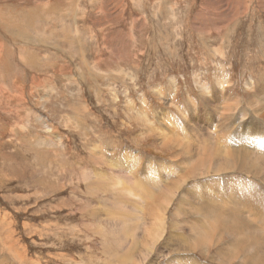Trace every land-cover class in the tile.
Masks as SVG:
<instances>
[{
	"label": "rangeland",
	"instance_id": "rangeland-1",
	"mask_svg": "<svg viewBox=\"0 0 264 264\" xmlns=\"http://www.w3.org/2000/svg\"><path fill=\"white\" fill-rule=\"evenodd\" d=\"M31 1L0 15V264L250 263L264 222L190 189L234 177L264 206V154L242 146L264 139V0ZM222 139L248 169L218 172ZM231 217L252 229L235 245ZM246 235L260 242L231 253Z\"/></svg>",
	"mask_w": 264,
	"mask_h": 264
},
{
	"label": "bare ground",
	"instance_id": "bare-ground-1",
	"mask_svg": "<svg viewBox=\"0 0 264 264\" xmlns=\"http://www.w3.org/2000/svg\"><path fill=\"white\" fill-rule=\"evenodd\" d=\"M17 0H0V15H1V11L3 10V6H2V4H5V3H7V2H12V3H14V2H16ZM30 1L31 0H27V3H29V4H33V2L31 1V3H30ZM35 1V0H34ZM37 6H39V7H44L43 5H37ZM115 6V5H114ZM128 6V5H127ZM246 5H242L241 4V8H246L245 7ZM28 7V6H27ZM174 7V6H173ZM9 8V7H8ZM31 8H33V7H31ZM25 9V8H24ZM30 9V8H29ZM32 11L34 10L35 11V9H31ZM243 10V9H242ZM26 11V10H25ZM131 11V10H130ZM36 12V11H35ZM125 13H126V11H125ZM124 13V14H125ZM36 14H38L37 12H36ZM44 14V13H43ZM123 14V13H122ZM39 15V14H38ZM129 15V14H128ZM3 17V16H2ZM31 17V16H30ZM45 17V16H44ZM135 17V16H134ZM26 18V17H25ZM5 19H7L6 17H5ZM28 19V18H27ZM34 19V18H33ZM2 20V19H1ZM10 20V19H9ZM30 20V19H29ZM6 21V20H5ZM4 22V21H3ZM15 27V26H14ZM132 33V32H131ZM128 34V33H127ZM6 35H4L3 34V32H1L0 31V37H2V38H4ZM1 39V38H0ZM6 39V38H5ZM8 41V40H7ZM5 42V41H4ZM0 43H1V41H0ZM3 45H4V48H5V50L7 51V48L9 47L8 45H7V42H5V43H3ZM11 47V46H10ZM2 49V48H1ZM13 53V52H12ZM6 53H5V51L3 50L1 53H0V66H1V64H2V61H3V55H5ZM171 57V56H170ZM31 59V58H30ZM28 62H29V60H28ZM28 62H27V64H28ZM254 81V80H253ZM261 85V84H260ZM263 88V87H262ZM160 90V89H159ZM158 91V90H157ZM159 93V92H158ZM6 94V93H5ZM9 94V93H8ZM7 94V95H8ZM163 94V93H162ZM223 95V94H222ZM14 96V95H13ZM10 97V96H9ZM17 97V96H16ZM224 97L225 96H222V98L224 99ZM10 99V98H9ZM14 98H12V100H13ZM226 100V99H225ZM263 103V102H262ZM146 104V103H145ZM234 104V103H233ZM142 106H143V104H142ZM262 106V105H261ZM147 107H149V105L147 104ZM150 108V107H149ZM226 108V107H225ZM225 108H224V110H225ZM135 109V108H134ZM139 109V108H138ZM140 109H141V107H140ZM223 109V108H222ZM231 110V109H230ZM136 111V110H135ZM134 112V111H133ZM228 112H230V111H228ZM138 114H139V112H138ZM223 114H225V112L223 113ZM126 116V115H125ZM145 117V116H144ZM171 129V128H170ZM155 130V129H154ZM224 131H226V130H224ZM156 132V131H155ZM174 133H175V131H174ZM218 133V132H217ZM215 134V133H214ZM220 134H221V132H220ZM226 134V133H225ZM228 134V133H227ZM186 135V134H185ZM185 135H184V137H185ZM223 135V134H222ZM182 138V137H181ZM217 138V137H216ZM220 138V137H219ZM224 138H226V136L224 137ZM257 138H259V139H257ZM191 141V140H190ZM205 141V140H204ZM216 141V140H215ZM218 142V141H217ZM258 143L259 145V150L258 151H260V152H262V154H264V139H261L260 137H255L254 139L253 138H250V136L249 137H245V138H243V142H242V146H246L247 144H250V145H253V143ZM206 143V142H205ZM220 145H222V146H220V145H216L215 147H216V149H217V151L218 152H221L222 153V155L224 156V165H222V166H219V168H220V170L218 171L219 173H224V172H227V171H229V170H232V171H234V169H238V168H240V167H242V166H244V168H247L248 166V164H246L244 161H243V159H240V158H237L238 156H237V154H232V149L234 148H236V147H238V146H236V147H234V143L232 142V141H230L229 139H222V141H221V143L220 142H218ZM183 145V144H182ZM203 144L202 143H199V146L198 147H200V146H202ZM231 145V150H229L228 148H229V146ZM256 146V145H255ZM254 146V147H255ZM205 147V146H204ZM209 147V146H208ZM240 147V146H239ZM227 149L229 150V151H227ZM243 149V148H242ZM245 149V148H244ZM258 149V148H257ZM188 150V149H187ZM247 150L248 151H251V149H249V148H247ZM246 150V151H247ZM216 151V152H217ZM252 151H253V149H252ZM206 152V151H205ZM244 152V151H243ZM192 153V152H191ZM209 153V152H208ZM234 153V152H233ZM253 153L255 154L256 153V150L255 151H253L251 154H249L251 157H253ZM258 153V152H257ZM210 154V153H209ZM232 154V155H231ZM219 156H218V158H220V153L218 154ZM239 155V154H238ZM242 155V154H241ZM248 155V156H249ZM193 156H195V155H193ZM210 157H211V155H209ZM240 156V155H239ZM248 156H247V158H248ZM257 156V155H256ZM215 157V156H214ZM258 157V156H257ZM256 157V158H257ZM202 158V157H201ZM207 158V157H206ZM217 158V159H218ZM243 158V157H242ZM112 159V158H111ZM192 159H195V158H192ZM208 159V158H207ZM203 160V159H202ZM214 160V159H213ZM250 160H251V158H250ZM124 161H125V159H124ZM222 161V160H221ZM252 161H254V160H252ZM126 162V161H125ZM201 162H199V164H200ZM208 163H210V161H208ZM222 163V162H221ZM256 162H253V163H251V167H252V165L253 164H255ZM195 164V163H194ZM206 164V163H205ZM192 165H193V163H192ZM191 165V166H192ZM203 166V165H202ZM111 167V166H110ZM115 167V166H114ZM117 168V167H116ZM153 168V167H152ZM191 168V167H190ZM208 169V168H207ZM248 169V168H247ZM191 170V169H190ZM227 170V171H226ZM155 172H157L156 170H154ZM224 171V172H223ZM239 171V170H238ZM254 171H256V169L254 170ZM253 170H252V172H251V174L254 172ZM257 171H260V170H257ZM209 171H207L206 173H208ZM244 172V171H243ZM245 172H248V171H245ZM244 172V173H245ZM153 173V172H152ZM179 173V172H178ZM181 173V172H180ZM259 173V172H258ZM190 174H191V172H188V173H186V174H184L183 176H180V177H177V176H175V178H176V185H172L170 188L169 187H166L167 188V192L166 193H172L173 191H177V189L179 188V185L177 184L178 182H180V184H181V182L182 183H184V182H186L187 180H189L191 177H190ZM214 174H216V172L214 173ZM242 174V173H241ZM254 174V173H253ZM128 175V174H127ZM151 175V174H150ZM246 175H248L247 173H246ZM249 175H250V172H249ZM256 175H258V174H256ZM260 175V174H259ZM261 176V175H260ZM193 177V176H192ZM236 177V176H235ZM264 177V176H263ZM134 178V177H133ZM136 178V177H135ZM146 178V177H145ZM155 178V177H154ZM234 178V177H233ZM233 178H226L225 180H218V178L217 179H215V178H213V180L209 183V184H207L206 186H203V188H205V190L203 191V189H201L202 191H200V189H198V190H196V188H198V187H195V188H193V187H191V189H190V192L192 193V194H194V197L197 199V200H200V202L201 203H204V205L202 206V210L204 209V207H205V205L206 204H210V205H217V204H219V205H226V207H228L227 209L228 210H233V209H230L229 208V201H225L228 197L229 198H231V199H233L232 201H234V205H235V208H239V209H241L242 210V207H241V205H243V207H244V209L246 210V212L253 218V219H255V220H257V221H261V222H264V206L263 207H260V206H258V204H260V202H259V200H260V198L259 197H256V195L254 194V190H257V189H253V188H251V184H243V183H236L235 181H237L238 179H236L235 181L233 180ZM152 179V178H151ZM157 179V178H156ZM215 179V180H214ZM116 180V179H115ZM121 180V179H120ZM144 180V179H143ZM147 180V179H146ZM159 179H157V181H158ZM161 180V179H160ZM117 181V180H116ZM130 181V180H129ZM132 181V180H131ZM136 181H138V179L136 180ZM145 181V180H144ZM174 181V180H173ZM172 181V182H173ZM240 181V180H239ZM154 182V181H153ZM218 182L221 184V190L220 191H218V188H219V185H218ZM136 183H138V182H136ZM148 183H149V181H148ZM152 183V182H151ZM155 183H156V181H155ZM245 183V182H244ZM119 184V183H118ZM122 184V183H121ZM152 184H154V183H152ZM132 185V184H131ZM139 185V184H138ZM149 185V184H148ZM151 185V184H150ZM152 186H154V185H152ZM202 186H201V188H202ZM122 187H124V186H122ZM129 187H131V186H129ZM155 187V186H154ZM144 188V187H143ZM131 189V188H130ZM141 189H142V187H141ZM151 189V188H150ZM163 189V188H162ZM164 189H165V187H164ZM111 190V189H110ZM127 190H129V188L127 189ZM147 191H145V190H143L142 189V191H143V193L144 192H148L149 193V191H148V189H146ZM124 192L126 191V190H123ZM133 191H134V188H133ZM133 191H131V193H129V194H133ZM136 191V190H135ZM156 191V190H155ZM166 191V190H165ZM180 191V190H179ZM113 192V191H112ZM151 192V191H150ZM164 192V191H163ZM174 192V193H175ZM127 194H128V192H126ZM136 193H137V191H136ZM139 194H140V192H138ZM157 193V192H156ZM159 193V192H158ZM256 193V192H255ZM123 194V193H122ZM125 194V193H124ZM123 194V195H124ZM127 194H125V195H127ZM135 194V193H134ZM149 194H151V193H149ZM176 194V193H175ZM212 194H214V195H218L219 196V198L221 197L224 201H220V200H218V199H215L213 196H212ZM118 195V194H117ZM136 195V194H135ZM146 194H144V196H145ZM152 195V194H151ZM151 195H149L150 197H152ZM162 195H164V194H162ZM170 195V194H169ZM130 196V195H129ZM132 196V195H131ZM147 196L148 195H146L145 197L147 198ZM154 196V195H153ZM160 196V195H159ZM122 197V196H121ZM124 197V196H123ZM122 197V198H123ZM125 198V197H124ZM163 198V197H162ZM140 199H142L141 198V196H140ZM151 200H152V198H150ZM155 199H157V198H155ZM155 199H153V201L155 200ZM158 200H160V198L158 199ZM166 200V199H165ZM168 200V199H167ZM218 200V201H217ZM143 201V200H142ZM148 201V200H147ZM157 201V200H156ZM170 201H171V199H170ZM173 201V200H172ZM215 201V202H214ZM152 202V201H151ZM161 202V201H160ZM218 202V203H217ZM239 202V203H238ZM141 203H143V202H141ZM148 203V202H147ZM156 203V202H155ZM154 203V204H155ZM165 203V202H164ZM168 203V202H167ZM132 204V203H131ZM161 204V203H160ZM169 204H171L170 202H169ZM232 204V203H231ZM142 205V204H141ZM146 205V204H145ZM156 205H159V204H157L156 203ZM202 205V204H201ZM148 206V205H147ZM194 206V205H193ZM140 207V206H139ZM145 207V206H144ZM153 207H155V206H153ZM160 207V206H159ZM167 207H168V205H167ZM197 207V206H196ZM201 207V206H200ZM199 207V208H200ZM151 208V207H150ZM158 208V207H157ZM165 208V207H164ZM163 208V209H164ZM166 209V208H165ZM154 210V209H153ZM197 210L198 209H196V212H197ZM251 210H255V211H257V215L256 214H254ZM164 212V211H163ZM195 212V211H194ZM199 212V211H198ZM205 212V211H204ZM139 213V212H138ZM153 213V212H152ZM161 214H163L162 212H160ZM203 213V212H202ZM206 213V212H205ZM157 214V213H156ZM178 214H180L179 212H178ZM177 214V215H178ZM157 216H158V214H157ZM162 216V215H161ZM156 217V216H155ZM159 217V216H158ZM158 217H157V220H158ZM208 217V216H207ZM132 218H133V216H132ZM138 218V217H137ZM241 218V217H240ZM242 218H244V217H242ZM149 219V218H148ZM160 219V218H159ZM161 219H162V217H161ZM156 220V221H157ZM202 220V219H201ZM244 220V219H243ZM155 221V220H154ZM118 223H120L121 224V230H120V234L124 237V238H126V239H128V238H130L131 237V235L133 234V231H131V235L130 234H128V231H129V229H127V221L126 220H124V218H121V219H119L118 221H117ZM139 223V222H138ZM158 223V222H157ZM219 223V222H218ZM218 223H217V225H218ZM245 223H246V221H245ZM139 225H140V223H139ZM246 225V224H245ZM249 225V224H248ZM155 226H157V225H155ZM160 226L161 227H163L164 225H163V220H161L160 221ZM179 226V225H178ZM223 230L222 231H225V230H228L229 231V233L230 234H228V235H230V236H233L232 238H233V242H232V245H235L236 243H237V238H236V236H235V234L236 233H238V232H240V233H247V234H250L249 232H251L252 233V229L250 228V230L249 231H246L244 228H242V227H240V225L235 221V219H233V217H231V220L229 221V223L227 224V225H225L224 223H223ZM250 226L252 227V225L250 224ZM151 227V226H150ZM195 227V226H194ZM220 227H221V225H220ZM219 227V228H220ZM146 228V227H145ZM144 228V229H145ZM172 228H174V227H172ZM189 228V227H188ZM157 229V228H156ZM163 229V228H162ZM210 232H212L213 230H214V227H208L207 228ZM137 230V229H136ZM140 230V229H139ZM146 230H148V228H146ZM149 230H151V229H149ZM175 230V229H174ZM177 230V229H176ZM218 230V229H217ZM216 230V231H217ZM159 231V230H158ZM162 232H163V230H161ZM136 232V231H135ZM148 232V231H147ZM149 233V232H148ZM143 234V233H142ZM145 234H146V231H145ZM145 234H143V235H145ZM161 235H162V233H160ZM191 234V233H190ZM224 234V233H223ZM224 235H226V236H228L227 234H224ZM121 236V237H122ZM183 236V235H182ZM216 236L217 235H214L213 236V241H215V238H216ZM132 237H134V239H137L136 238V235H134L133 234V236ZM132 237H131V241H133L132 240ZM150 237V236H149ZM158 237H159V235H158ZM179 237H181V236H179ZM182 238H184V236L182 237ZM223 241L226 243V246H228L229 247V242L230 241H228V242H226L225 240H224V238H223ZM252 241H256V242H260V239H258V238H255V237H253V236H248V235H246V236H243V237H241L240 238V241H239V244L237 245V246H235V247H232L231 248V253H234V254H238V253H240L241 251H242V249H243V246H249L250 244H251V242ZM130 242H128V244H129ZM186 243H187V241H186ZM207 243V242H206ZM205 243V244H206ZM211 243H213L212 241H211ZM122 244H125L124 242H122ZM145 244V242L143 243V245ZM121 245V244H120ZM127 245V244H126ZM130 246L129 247H123L124 248V250H125V253L126 254H119V256H118V258H119V262H121V261H123V260H125V259H127V257L128 258H132L133 257V253H132V251L134 250V249H136L137 248V246H141V244L140 243H138V242H136V243H133V244H129ZM185 245V244H184ZM183 245V246H184ZM211 245V244H210ZM128 246V245H127ZM188 246H189V244H188ZM207 246H208V244H207ZM224 246H225V244H224ZM121 247V246H120ZM190 247V246H189ZM188 247V248H189ZM222 247V246H221ZM225 248V247H224ZM264 248H258V249H255V256H254V258H253V260L250 262V263H248V264H259V261H262V260H259V259H261L259 256H258V250L259 251H262ZM224 250V249H223ZM264 251V250H263ZM217 254V253H216ZM117 256V255H116ZM234 257H236V256H234ZM216 258V257H215ZM263 260H264V258H262ZM240 264H243V263H240Z\"/></svg>",
	"mask_w": 264,
	"mask_h": 264
}]
</instances>
